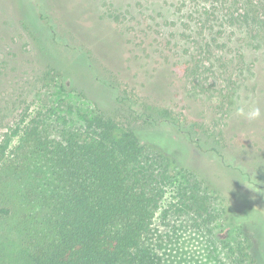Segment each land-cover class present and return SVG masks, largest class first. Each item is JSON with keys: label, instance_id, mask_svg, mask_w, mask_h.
Instances as JSON below:
<instances>
[{"label": "trees", "instance_id": "obj_1", "mask_svg": "<svg viewBox=\"0 0 264 264\" xmlns=\"http://www.w3.org/2000/svg\"><path fill=\"white\" fill-rule=\"evenodd\" d=\"M37 1L19 0L24 15L13 9L42 58L44 46L25 13L33 10L41 37L54 46L53 1ZM190 9L198 19L186 80L227 108L247 65L243 43L264 42V0H195ZM118 96L122 116L79 108L75 120L39 111L0 140V264H258L242 223L221 212L201 173L189 162L179 166L158 139L173 146L178 133L238 174L241 166L201 137L204 124ZM167 127L169 134L157 131ZM220 133L208 134L216 140ZM221 213L224 235L213 230Z\"/></svg>", "mask_w": 264, "mask_h": 264}, {"label": "rangeland", "instance_id": "obj_2", "mask_svg": "<svg viewBox=\"0 0 264 264\" xmlns=\"http://www.w3.org/2000/svg\"><path fill=\"white\" fill-rule=\"evenodd\" d=\"M52 1L48 11L54 17L55 47L41 37L44 27L33 10L25 13L44 46L42 59L35 40L15 19L13 7L24 15L19 0H0V140L39 111L55 110L75 120L81 119L79 108L122 116L118 94L198 121L208 131L201 137L240 165L242 173L178 133L172 136L179 144L158 142L171 148L179 166L189 162L201 173L214 205L242 223L258 264H264V42L243 43V81L232 105L219 109L211 91L189 88L184 72L196 35L198 17L190 9L195 0ZM48 61L58 64L63 76L55 75ZM49 70L52 75L45 76ZM168 129L157 131L169 134ZM215 131L220 133L216 140L208 134ZM221 216L213 230L224 235L227 224Z\"/></svg>", "mask_w": 264, "mask_h": 264}]
</instances>
